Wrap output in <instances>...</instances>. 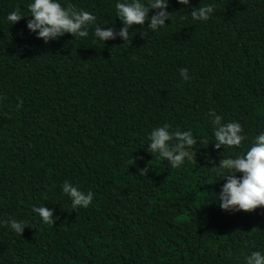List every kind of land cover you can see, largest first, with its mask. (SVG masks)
Instances as JSON below:
<instances>
[{
    "label": "trees",
    "instance_id": "obj_1",
    "mask_svg": "<svg viewBox=\"0 0 264 264\" xmlns=\"http://www.w3.org/2000/svg\"><path fill=\"white\" fill-rule=\"evenodd\" d=\"M32 2L0 0V264H246L253 251L264 255V207L222 209L230 170L212 167L264 133V0H167L165 25L148 29L159 11L150 9L127 43L94 30L118 33L115 6L132 0H58L96 19L85 38L47 43L27 27ZM213 4L207 21L192 18ZM16 8L26 17L11 24ZM213 112L241 125V145L215 148ZM165 124L197 139L176 168L148 151ZM65 181L94 194L87 208L73 209ZM42 206L54 224L33 211ZM13 219L25 222L21 235Z\"/></svg>",
    "mask_w": 264,
    "mask_h": 264
},
{
    "label": "clouds",
    "instance_id": "obj_2",
    "mask_svg": "<svg viewBox=\"0 0 264 264\" xmlns=\"http://www.w3.org/2000/svg\"><path fill=\"white\" fill-rule=\"evenodd\" d=\"M178 3L187 6L189 0H178ZM167 6V0H151L147 5L141 3L140 0H132L131 3H117L115 6L117 15L123 22V27L118 33H114L111 28L102 30L97 26L94 35L102 42L119 35L127 43L130 39L129 29L133 25H144L150 9L159 11L150 17L148 29L155 31L158 27L165 25V21L171 16L166 11ZM28 9L30 15L27 16L31 19L28 20L27 27L32 32L38 30V38L43 39L45 43L58 39L65 33H71L75 38H85L89 34L87 27L96 19L91 13L78 10L74 5L62 6L58 0H34L28 5ZM214 10L215 5L213 4L193 9L190 14L194 20L207 21ZM24 17L26 15L21 13L20 8H16L8 14L7 19L11 24H15ZM145 35L147 33H141V36ZM187 73V68L180 70V75L185 81L189 79ZM210 115L213 117L216 149H220L221 146L224 148L225 146H239L246 139L242 135L243 129L238 122L222 123L219 115L214 112ZM169 128L170 126L165 124L151 132L148 151L157 153L159 159L167 161L173 168H176L181 166L185 158L190 155V150L194 151L197 139L191 130L170 132ZM171 141L175 143H170ZM202 142L201 140L200 143ZM212 167L219 170H230L221 179L227 180L218 196L222 209L252 212L256 208L264 207V133L255 137L246 154L235 158H225L218 166ZM150 169L149 164L138 169L139 176H146ZM234 172L243 173L242 179L236 178ZM61 187L63 193L71 199L74 210L78 206L87 208L93 200L94 194L91 191L85 194L68 181H65ZM33 211L42 217L45 224H54V220L57 219L53 217L52 211L44 206L34 207ZM10 226L20 235L27 227L25 222H17L15 219L10 221ZM245 261L246 264H264V255L259 251H253L245 257Z\"/></svg>",
    "mask_w": 264,
    "mask_h": 264
}]
</instances>
